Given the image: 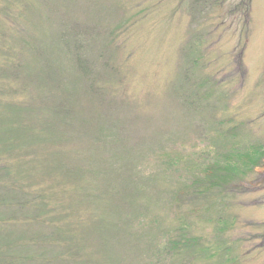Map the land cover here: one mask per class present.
Returning <instances> with one entry per match:
<instances>
[{"label": "rangeland", "instance_id": "obj_1", "mask_svg": "<svg viewBox=\"0 0 264 264\" xmlns=\"http://www.w3.org/2000/svg\"><path fill=\"white\" fill-rule=\"evenodd\" d=\"M203 1L0 0L10 14L0 16L7 45L24 50L22 78L38 74L43 51L49 61L67 62L58 46L65 31L63 37L79 38L102 80L110 81L111 70H100L99 50L117 67L111 86L99 83L111 104L82 115L75 107L69 126L24 105L19 112L18 103L30 102L28 93L38 99L34 84H25L17 100L0 103L3 142L14 152L6 163L33 188H50L84 263L158 264L160 249L162 264H264V155L252 173L222 191L196 196L192 184L200 162L209 160L202 153L212 145L208 133L212 140L240 134L246 144L264 147V0ZM189 2H196L195 12L180 8ZM197 34L195 52L204 63L197 78L207 81L199 92L209 88L213 95L198 109L194 88L188 111L178 98L181 51ZM26 45L43 51L33 55ZM23 224L0 222V247L15 256L11 264H34V246L20 232L32 234L33 227ZM177 227L205 251L179 245L181 254L172 256L166 237Z\"/></svg>", "mask_w": 264, "mask_h": 264}, {"label": "trees", "instance_id": "obj_2", "mask_svg": "<svg viewBox=\"0 0 264 264\" xmlns=\"http://www.w3.org/2000/svg\"><path fill=\"white\" fill-rule=\"evenodd\" d=\"M207 3V0L203 1V4ZM196 2L183 3L180 8L190 13V11L195 12ZM201 11V10H200ZM4 12V18L6 19L9 14V10L0 9V16ZM9 17V16H8ZM5 19L2 18L0 21V54L2 58L0 59V103L6 99L7 101L17 100L15 99L16 94L19 90L26 91L27 86L25 84H34V92H38L35 100L34 97L28 93L30 102L18 103V110L20 112V107L24 105L27 111L34 109V115L37 117H54L55 125L59 123L60 126H69L70 117L72 116L75 107H78L75 114L82 115V110H106L108 105L111 104V100L104 97L105 89L99 86L102 82L110 85V81H114V75L111 76L113 72L117 71L114 64H110V60L101 54L105 49L98 52V60L95 58L96 62L101 61L100 70L105 71L110 69L109 72L110 81L102 80L101 72L94 73L93 61L89 60L83 54L82 42L79 38H66L63 37L65 33L60 34L58 43L59 49L65 54L67 60L66 63L61 64V60H47V53L43 51L42 55L46 58L45 64L39 68L37 75H32L22 78L23 63L22 59L24 50L19 47V45L13 46L6 42L7 33L4 28L7 29L5 24ZM16 27L18 22L13 18L11 21ZM16 22V23H14ZM123 24L120 22L114 28L117 30L121 28ZM3 26V28H2ZM3 29V30H2ZM5 29V30H6ZM22 32V28H20ZM24 29V28H23ZM8 30V29H7ZM109 32L111 39L105 47L108 48L112 45V35L113 31ZM18 31V30H17ZM85 31V30H84ZM83 31V32H84ZM85 33H87L85 31ZM200 35H194L193 42L189 43L188 47H185L181 51L182 61L184 60V67L181 69L180 78L181 85L180 95V105L184 106L186 110H192V96L193 89L196 88V108L199 109V102L207 100L213 95L212 90L208 88L207 92L200 94V89L204 88L206 85L205 80H198L197 72L202 71L204 68L203 56L198 55L195 52L196 45H199ZM198 38V40H197ZM7 45V46H6ZM38 46V45H37ZM28 52L33 54L39 49H33L32 46H27ZM44 49H47L46 46ZM50 56L55 50L51 47ZM62 53V52H61ZM196 54V55H195ZM34 55V54H33ZM38 60L40 57H37ZM2 60V61H1ZM44 60V58H42ZM38 62V61H37ZM196 66V70H195ZM196 72V78L194 77ZM34 76V77H33ZM192 80V81H191ZM214 85V81H211ZM112 83V82H111ZM111 86V85H110ZM186 86V88L184 87ZM31 92H33L30 89ZM182 92V94H181ZM35 96V95H34ZM23 99L25 96H23ZM37 107H35V103ZM68 102V104L66 103ZM18 102V101H17ZM16 102V103H17ZM48 105V106H46ZM81 106L82 108H80ZM209 104L205 103L204 108L207 109ZM87 110V111H88ZM69 117V118H68ZM72 120V119H71ZM222 125V124H221ZM106 133V131H104ZM6 133L3 131L2 120H0V222L9 223L15 222L20 219V222L27 228L33 227V233L30 234L29 231L23 232L21 235L24 241H27L34 246V264H87L84 260L80 259L77 249L75 248L72 240V234L74 232L72 229L64 230V228H70L61 218L62 210L59 209L57 201H54L53 194L49 187L42 186L38 184L37 187L33 188L27 181L21 180V175L19 170H14V166L6 160L9 161L10 157L13 156L14 152H8L5 147V142H3ZM218 137V136H217ZM219 138V137H218ZM220 140H212L210 134H207V142H211L212 145L209 146V151L205 150L206 156L209 158L208 161L200 162V168H196V196H205L215 191H222L227 186L233 184L237 181H242L246 175L253 172L256 166H259L260 161L264 155V147L261 144L249 143L246 144L244 138L240 134L231 136L227 138L222 134L219 138ZM240 146H247V150H241ZM10 149V146H9ZM6 158V160H5ZM247 173V174H246ZM25 184V185H24ZM186 188L188 186L186 185ZM175 193V192H174ZM175 194H173L174 196ZM50 200L53 201L50 204ZM221 219V218H220ZM218 219L217 222L220 220ZM227 225L221 226L217 232H221ZM29 233V234H28ZM23 235H29L23 238ZM72 240V242H70ZM166 249L171 253L172 256L178 257L181 254L180 246L182 250L194 249L199 253H203L205 250L199 246V239L192 238L187 233V229L184 227H177L173 231L169 232L166 237ZM12 242V241H11ZM15 242H12L13 245ZM180 245V246H179ZM165 247L162 249L164 250ZM7 249H2L0 247V264H4V257L9 255ZM210 256V255H209ZM212 256V255H211ZM10 259V264L15 259V256H8ZM162 252L160 249H156L154 252V259H157V263L161 262ZM26 262V256L20 257ZM30 258V256H29ZM160 258V260H159ZM23 264V263H22Z\"/></svg>", "mask_w": 264, "mask_h": 264}]
</instances>
